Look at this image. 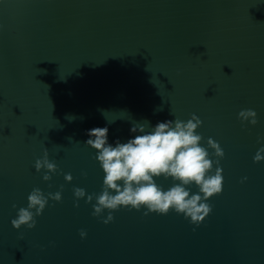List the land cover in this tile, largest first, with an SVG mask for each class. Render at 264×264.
I'll return each mask as SVG.
<instances>
[{
  "label": "water",
  "instance_id": "obj_1",
  "mask_svg": "<svg viewBox=\"0 0 264 264\" xmlns=\"http://www.w3.org/2000/svg\"><path fill=\"white\" fill-rule=\"evenodd\" d=\"M0 24V264H264V0H0ZM193 114L203 146L224 151L208 147L223 186L199 225L126 207L105 223L75 196L103 190L87 130L115 144L134 123ZM34 188L62 199L16 229Z\"/></svg>",
  "mask_w": 264,
  "mask_h": 264
},
{
  "label": "clouds",
  "instance_id": "obj_2",
  "mask_svg": "<svg viewBox=\"0 0 264 264\" xmlns=\"http://www.w3.org/2000/svg\"><path fill=\"white\" fill-rule=\"evenodd\" d=\"M3 28L0 24V30ZM239 118L253 125L257 123V113L253 109L241 110ZM201 124L195 114L187 121L175 118L158 121L155 125L134 123L130 131L138 134L126 142L117 140L115 144L109 142L107 126L87 130L85 143L97 150L95 158L105 174L103 190L99 194H87L85 189L76 187L75 196H87L88 202L95 199L94 216L100 217L106 209L109 210L105 223L114 219L112 210L126 207L144 208L146 215L149 212L167 214L171 210L199 225L212 211L209 198L220 194L223 186L220 160L211 158L208 147L214 149L217 158L224 156L220 144L211 137L207 141L208 147L203 146V137L197 131ZM254 160H264V146L257 151ZM35 168L37 171L48 170L43 177L46 181L51 179L49 173L57 171L47 149L43 158L36 160ZM161 176L171 178L173 183L169 188L157 183L156 178ZM65 178L71 181L72 175L66 174ZM193 185L198 189L195 192L192 191ZM49 197L60 201L62 193L45 195L40 188H34L28 196L27 207L18 209L12 225L16 229L22 225L35 227V217L43 213ZM80 235L85 237L87 233L81 230Z\"/></svg>",
  "mask_w": 264,
  "mask_h": 264
}]
</instances>
